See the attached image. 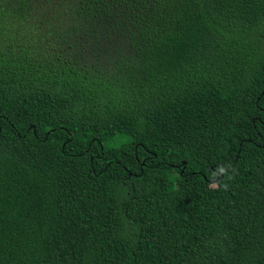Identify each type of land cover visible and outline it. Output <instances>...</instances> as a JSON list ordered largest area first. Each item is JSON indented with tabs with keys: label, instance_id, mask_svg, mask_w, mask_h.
I'll use <instances>...</instances> for the list:
<instances>
[{
	"label": "trees",
	"instance_id": "16d2710c",
	"mask_svg": "<svg viewBox=\"0 0 264 264\" xmlns=\"http://www.w3.org/2000/svg\"><path fill=\"white\" fill-rule=\"evenodd\" d=\"M0 264H264V0H0Z\"/></svg>",
	"mask_w": 264,
	"mask_h": 264
},
{
	"label": "clouds",
	"instance_id": "9594fccd",
	"mask_svg": "<svg viewBox=\"0 0 264 264\" xmlns=\"http://www.w3.org/2000/svg\"><path fill=\"white\" fill-rule=\"evenodd\" d=\"M218 173H225V169L224 168H220L219 170H218ZM226 174V173H225ZM229 179H230V177H229ZM213 187H215V185H213ZM223 188L224 189H227L228 188V184L227 183H224L223 184Z\"/></svg>",
	"mask_w": 264,
	"mask_h": 264
}]
</instances>
